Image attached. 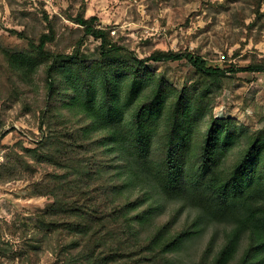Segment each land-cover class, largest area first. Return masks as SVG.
<instances>
[{
  "label": "trees",
  "instance_id": "16d2710c",
  "mask_svg": "<svg viewBox=\"0 0 264 264\" xmlns=\"http://www.w3.org/2000/svg\"><path fill=\"white\" fill-rule=\"evenodd\" d=\"M45 18L49 32L36 41L11 30L26 49L0 45L7 97L36 88L41 75L45 129L37 147L4 155L0 183L42 166L47 180L32 181L31 192L49 197L13 255L0 242V264H37L45 250L54 264H179L174 255L211 223L224 226L222 244L212 252L211 237L196 264H264V114L256 128L213 115L227 81L264 73V60L224 69L192 51L141 58L83 10L73 17L82 36L67 53L51 47ZM87 37L99 41L94 57L81 49ZM181 60L194 74L177 88L154 65ZM166 203L179 207L161 219ZM182 208L195 216L179 225Z\"/></svg>",
  "mask_w": 264,
  "mask_h": 264
},
{
  "label": "rangeland",
  "instance_id": "374dc122",
  "mask_svg": "<svg viewBox=\"0 0 264 264\" xmlns=\"http://www.w3.org/2000/svg\"><path fill=\"white\" fill-rule=\"evenodd\" d=\"M0 0V45L22 50L28 39L36 41L49 32L52 23L56 41L52 48L70 53L82 36L73 17L83 10L85 17L96 16L102 28H110L113 39L143 58L156 49L192 51L202 55L209 65L224 69L246 67L264 60V0ZM13 31L25 32L28 39ZM99 41L83 39L81 49L94 57ZM177 88L183 87L194 74L184 60L155 64ZM20 85L15 96L0 88V162L11 151L20 155L24 149L37 147L45 134L41 129L43 90ZM4 80V79H3ZM264 114V73L238 72L227 81L213 108L214 116L235 117L250 128L262 125ZM47 170L39 166L33 177L0 183V242L9 248L7 257L23 245L22 230L31 229L36 211L45 207L49 197L33 195L32 181H46ZM179 207L166 203L161 219ZM195 212L182 208L178 224L192 220ZM26 226V227H25ZM12 227L18 231H12ZM224 226L202 225L200 232L185 241L174 255L179 264H196L212 237V252L222 244ZM12 232V233H11ZM30 232V231H28ZM25 235V234H24ZM5 264H23L18 258ZM49 251L40 254L37 264H54ZM26 264V263H25Z\"/></svg>",
  "mask_w": 264,
  "mask_h": 264
}]
</instances>
